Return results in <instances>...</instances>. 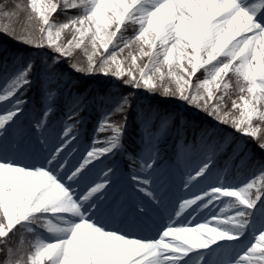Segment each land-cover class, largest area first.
<instances>
[{"label": "snow or ice", "instance_id": "6c2138e0", "mask_svg": "<svg viewBox=\"0 0 264 264\" xmlns=\"http://www.w3.org/2000/svg\"><path fill=\"white\" fill-rule=\"evenodd\" d=\"M60 3L30 0L38 28L18 32L0 23V35L34 49L50 50L43 60L48 73L68 59L74 72L111 76L132 93L118 97L99 124L98 132L110 130L111 135L93 140L76 163L64 154L75 140L71 128L62 137L58 134L59 147L53 144L40 158L22 162L30 142L38 133L44 135L46 125L41 120L19 141L0 144V245H6L17 229L35 233L30 251L14 252L7 247L0 264H208L205 252L237 242L249 232L253 241L235 264H264V164L259 175L242 185L225 181L182 200L178 210L173 209L174 217L170 213L151 236L111 226L121 214L131 212L139 219L149 209H128L118 194H111V169L93 174L94 162L121 147L126 112L139 90L178 99L216 124L231 127L244 138L233 149L238 155L245 152L248 140L264 154V0H62L64 10L79 9L80 14L57 23L50 17ZM13 15L0 12L2 17ZM129 24L136 26L134 35L125 37ZM77 49L86 54V64L74 60ZM34 68L32 59L16 66L5 94H0V102L14 100L0 112V140L23 114L26 101L16 94L32 83L29 77ZM201 69L204 78L193 82ZM231 79L239 102L232 100L227 109L225 96L230 95ZM113 113L124 114L123 123L109 122ZM75 116V112L69 114L70 119ZM205 131L211 139L212 133ZM43 143H48L47 137ZM210 167V162L204 163L190 179L202 177ZM133 179L138 185L151 183ZM139 191L155 208L160 201L156 192L147 187ZM222 197L232 198L233 215L219 218L213 214L207 222L190 226V214L209 208Z\"/></svg>", "mask_w": 264, "mask_h": 264}, {"label": "rangeland", "instance_id": "374dc122", "mask_svg": "<svg viewBox=\"0 0 264 264\" xmlns=\"http://www.w3.org/2000/svg\"><path fill=\"white\" fill-rule=\"evenodd\" d=\"M16 5H20V7L17 8ZM11 6L12 8H17V10L13 11L16 15H13L12 21L10 20L9 24L18 32L24 29H33L34 26L38 28V17L32 13L30 0L12 1ZM79 14V9L64 10L61 0V3L58 5L57 12L54 13L50 19L57 23L67 22L69 17H74ZM0 19L2 21L3 17L0 16ZM135 27L136 26L129 24L123 33L124 36L131 37L134 35ZM62 38L64 37L62 36ZM3 39L6 38L0 37V41ZM10 45L16 48H24L22 44H16L13 41ZM49 51L50 50L46 48L39 50L31 48L30 54H28L26 58L21 57L25 56L21 50H17L16 53L20 55H18L16 59H12L8 62L4 61V57H2L3 61L0 63V82L5 79V76L10 74L16 66L23 64L28 59H32L35 68L32 75L29 77L32 83L27 87L22 88L16 94V98L26 101L23 105V114L19 117L16 125L10 128L7 133L3 134L0 144L6 143L10 145V140L14 130L20 128L21 131L25 133L29 130V128L35 126L37 120H41L44 121L46 125L43 130L44 135L39 136L38 133L37 138L32 140L36 142L38 140L40 142V148L37 147L39 151L38 154H35L36 149L34 147L29 149L27 156H30V161L38 159L40 156L46 154L47 150L52 147L53 144L56 147H59V143H55L58 133L61 130L71 128L72 135L75 136V140L78 144L75 146L76 148L74 147L75 149L70 148L68 153L65 155L69 157L72 163H76L77 160H82L86 151L93 146V140H106L107 137L111 135L110 130L98 132L97 129L99 124L103 120L105 113L112 111L116 99L122 95L132 93V90L128 87L122 86L120 81L112 78L111 76L76 73L68 67V59H65L61 64L57 65L53 72L48 73L45 70L43 60ZM89 51L91 50L89 49ZM126 53L127 50H125L124 55H126ZM74 60L77 63L86 64L87 57L83 50H75ZM204 75L203 70H199L193 77V82L203 79ZM229 76H231V74H229ZM11 79L12 76L10 75L4 83L10 82ZM79 79L92 80L94 83V90L97 88H106L107 94H94L92 98H89L86 95L76 96L75 98L73 96L68 97L66 90L71 88L72 84L77 83ZM230 83L232 85L229 89L230 95L225 96V106L227 109L231 108L232 100L235 99L239 102V93L235 90L234 79H231ZM4 88L1 89L0 86V92H4ZM100 96L107 97L104 105H100ZM61 100L67 105L63 109L59 106V104H57ZM11 102L14 103L12 98ZM150 102H153L155 107H152ZM131 103L134 105V107L131 106V110H133L136 114L133 117L132 125L135 133L133 138H135L134 140L136 144L132 145L134 152L129 157L130 159L128 157H124L126 161H132V164H129L126 167L128 171L129 189H127V192L125 190L121 191L118 184L120 180L118 176L121 174L119 166L120 158L118 157L121 153L123 155V151H125L122 145L113 153L101 158L98 162H94L93 174L99 176L104 171L111 169L112 171L109 179L111 180L112 187L110 191L113 190V195L120 194L122 201H124L125 204L129 202L128 200H130V203L128 204L131 206L126 204L128 209H131L132 206L140 207L144 203L147 204L148 209L152 211V224L158 225V223H156L157 219H155L153 215H155V213L157 214L158 210L161 209V198L166 193L161 192L162 195L159 196L160 201L154 208L153 202L148 200L147 196H145L143 192L139 191L140 187H147L149 189L148 185H138L137 180L133 179V177H136L139 180H149L150 173L153 171L160 172L167 164L174 163L175 161L178 162L180 158H189L198 148L208 149L210 154H212L210 160L207 161L211 163V167L202 177L197 178L196 180H191L190 177L195 176V173L193 172L195 170L198 171L199 168L206 162H203L199 168H196L195 165L192 164L189 168L190 170L188 169L189 171L187 170L179 181L182 185L188 184L190 187L197 186L205 179L206 176L210 174L217 175L222 183L227 181L235 184L243 181L242 179L244 176L245 183L259 175L260 167L264 164V154L254 147L251 140L247 141V148L244 153L238 155L237 152L233 151L237 144L242 145L244 143V138H242L240 134H238L231 127L216 124L212 118L205 115L202 111L198 112L196 109L189 107L178 99L163 98L158 94H149L144 90L136 91ZM89 104L91 110L93 106L95 107L94 109L98 112V118L96 119L95 127H92L90 130H86L83 126L87 118L86 108ZM3 111L6 110L0 106V112ZM46 111L49 112L47 117L43 115ZM73 112L76 113L75 119H70L69 114ZM128 112L129 110L126 112L127 123L129 119ZM114 114H117V116H114ZM123 116L124 114L121 113H113L109 118V122L123 123ZM254 123L260 122L254 121ZM174 125L177 126L176 131H174ZM262 127H264V124H262ZM205 130L212 133L211 139L208 138ZM184 133L195 134L197 137L195 141L197 143L185 144L180 138L185 139L189 137ZM45 137L48 139L47 144L43 143ZM18 139L20 140V138ZM225 144L227 146H225ZM97 146L103 145L98 144ZM147 150H149L150 155L147 156L146 159L144 156L145 153H147ZM169 155L170 157H173L171 160L168 158ZM223 157L225 160L221 161V158ZM229 160L237 161V163H230ZM239 160L247 162L248 169L245 168ZM144 163H153L154 166L152 168L142 167V164ZM174 177L175 176L169 179H161L158 183V188L162 185L175 184ZM215 186L209 185L206 190ZM231 199L232 198L222 197L219 201H216L218 211L217 216L219 218L234 214L230 206ZM137 200L140 201L136 202ZM165 212L167 213V211H164L163 215ZM121 215L123 220L119 224L120 228L124 230H131L135 233L143 229L144 224L141 223L143 221L142 217L136 219L131 212H129L127 216H123V214ZM34 227L38 232H43V229L39 228V226ZM146 228H151V225L148 223ZM34 238L35 233H28L26 230L17 229L11 235L6 245H0V259H4L3 251L7 247H11L14 252L22 250L24 253H27L31 250V243ZM193 260H197V258L194 257Z\"/></svg>", "mask_w": 264, "mask_h": 264}, {"label": "bare ground", "instance_id": "6f19581e", "mask_svg": "<svg viewBox=\"0 0 264 264\" xmlns=\"http://www.w3.org/2000/svg\"><path fill=\"white\" fill-rule=\"evenodd\" d=\"M145 61L147 58H144ZM10 76L8 74L5 76V79H3L0 82L1 89L4 87L9 86L10 82H6L7 78ZM3 84V86H2ZM2 91V90H1ZM0 94H5L4 92H0ZM11 98H9L6 101L0 102V106L4 109L7 110L11 106ZM65 130H61L58 134L60 137L63 136ZM23 134L20 128L16 129L13 131V135L10 140V145L18 141V138H21L20 136ZM58 142V136L57 140L55 143ZM78 142L74 140L68 150L70 148H74ZM76 148V147H75ZM74 148V149H75ZM68 150L64 153L67 154ZM144 158L147 159V156L150 155L149 150L146 151ZM211 155L208 149H200V150H195L193 152V155L190 156L189 158H180L178 163L183 167L182 169H178L176 172V182L177 184L173 186L172 192L169 195L168 199H163L161 204L162 208L158 211L156 214L158 216L157 219H159L158 225L163 221L166 222L169 214L171 213L174 217V207L178 210V205L179 203L184 200V199H189V198H194L195 195H201L203 191H207L206 188H208L209 185L213 186H219L220 183V178L215 175V174H210L205 177V179L197 186L190 187L188 189H185V184L184 185H179L178 181L180 178L184 175L185 172L190 168V166L193 164L195 165L196 168H199L203 162H207L210 160ZM22 162H30V157L22 158ZM190 170V169H189ZM188 170V171H189ZM197 170H195L193 173H195ZM190 174V173H189ZM162 173L158 172H153L149 176V181L151 183L148 185L149 190H154L157 194V183L161 179ZM243 181L237 182V185H242L244 183ZM111 194L113 195V192L111 191ZM195 194V195H194ZM193 195V196H192ZM119 198L122 200L121 196ZM148 199H150L148 197ZM171 200V201H170ZM138 202V200L136 201ZM206 203V201H205ZM167 210V213L163 215V212ZM217 205L216 202H214L213 205L209 206V208L204 209L203 211L196 213V214H190L189 220H191V225L194 226L195 223H201V222H207L208 220L211 219V215H217ZM122 221V217L117 218V220L112 223V227H119V223ZM158 225H152L151 228L144 230L143 232H140V235L144 236H151L155 233L157 226ZM258 234V232L256 233ZM253 241V235L251 232L246 233L241 239L237 242H230V243H224L221 245L220 248H215L213 247V250L208 253L205 252V256L209 257L208 258V264H235V260L240 257V254L242 251L246 248V246H250V242ZM194 259V257H193Z\"/></svg>", "mask_w": 264, "mask_h": 264}, {"label": "trees", "instance_id": "16d2710c", "mask_svg": "<svg viewBox=\"0 0 264 264\" xmlns=\"http://www.w3.org/2000/svg\"><path fill=\"white\" fill-rule=\"evenodd\" d=\"M12 1H16V0H0V12H3V11L13 12V11L17 10V8H12V6H11ZM12 17L13 16L3 17L2 21L0 19V23L3 22V23L9 24L10 20L12 21ZM4 18H5V20H4ZM33 28H36V26H34ZM0 37L7 39V40L3 39L2 41H0V61L2 60V57L10 58V57H15V56L19 55L16 53L17 50H21L23 52V54L25 55L24 57H26V58H27L28 54H30L31 47H28V46H25L22 44V46L24 48H22V47L16 48V47H13L12 45H10V43L12 41L15 42L16 44H21V43H18L15 40L10 39L6 35H0ZM93 85H94V83L92 80L79 79V81L77 83L72 84V87L69 88V91H67L66 93L71 95V96H73V94L87 95V96H90L91 94H107L106 88H97L96 90H94ZM123 90H125V89H123ZM106 98L107 97L102 96L99 99L100 105H104L106 103V100H105ZM59 104L63 105L62 102H60ZM150 104L152 105V107H155V104L153 102H150ZM131 106L134 107L133 103H131ZM94 108L95 107L93 106L92 110L90 109V111H88V113H87L88 119L85 122L86 128L93 127V123L98 118V112ZM131 109L132 108H130V110L128 112L129 119H128L127 127L125 128V130L123 132L122 139H121V144L123 145V149L125 150L124 151V155H125L124 157H128V158L134 152V150L132 149V145L136 144V142L133 138L135 133L133 131V126H132L133 125V117L136 114ZM114 116H117V114H114ZM185 135H187L189 137V139H194L191 134L187 133Z\"/></svg>", "mask_w": 264, "mask_h": 264}]
</instances>
